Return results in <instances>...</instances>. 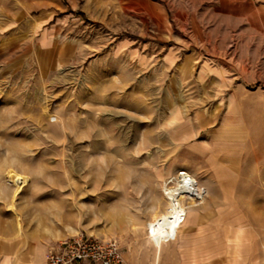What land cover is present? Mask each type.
Wrapping results in <instances>:
<instances>
[{"label":"rangeland","instance_id":"374dc122","mask_svg":"<svg viewBox=\"0 0 264 264\" xmlns=\"http://www.w3.org/2000/svg\"><path fill=\"white\" fill-rule=\"evenodd\" d=\"M200 186L192 218L249 209L264 247V0H0L4 227L127 264Z\"/></svg>","mask_w":264,"mask_h":264},{"label":"crops","instance_id":"0c3cea01","mask_svg":"<svg viewBox=\"0 0 264 264\" xmlns=\"http://www.w3.org/2000/svg\"><path fill=\"white\" fill-rule=\"evenodd\" d=\"M44 18L43 25L54 16ZM65 21H55V31L50 32L54 37L56 29L62 28ZM50 33H45L44 38ZM55 45L53 40L56 49ZM196 194V202L188 205L172 232L150 234L149 253L153 255L139 256L138 250H132L125 255L127 264H264L260 231H255V219L249 209L243 213L235 208V216L227 217L226 209L221 208L214 216H207L203 210L209 208L200 207L199 215L192 218V212L203 199L201 186ZM0 264H47L45 246L35 244L27 236L17 235L0 222Z\"/></svg>","mask_w":264,"mask_h":264},{"label":"built area","instance_id":"2783aa9c","mask_svg":"<svg viewBox=\"0 0 264 264\" xmlns=\"http://www.w3.org/2000/svg\"><path fill=\"white\" fill-rule=\"evenodd\" d=\"M121 245L117 239L79 237L49 246L48 264H74L87 261L90 264H122Z\"/></svg>","mask_w":264,"mask_h":264}]
</instances>
